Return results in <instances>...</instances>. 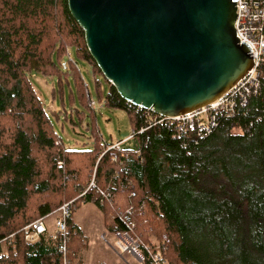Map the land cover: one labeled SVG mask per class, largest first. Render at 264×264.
<instances>
[{"label":"trees","instance_id":"1","mask_svg":"<svg viewBox=\"0 0 264 264\" xmlns=\"http://www.w3.org/2000/svg\"><path fill=\"white\" fill-rule=\"evenodd\" d=\"M35 74L54 79L59 111L46 109ZM261 80L260 94L208 137L171 123L142 131L155 114L105 79L68 0H0V254L14 236L0 264H82L73 218L82 203L98 207L110 233L137 239L145 264L153 254L166 264H264V63ZM99 106L128 112L132 147L102 143ZM52 114L86 124L95 147L67 146ZM67 203L66 252L50 231L25 241L27 225Z\"/></svg>","mask_w":264,"mask_h":264},{"label":"water","instance_id":"2","mask_svg":"<svg viewBox=\"0 0 264 264\" xmlns=\"http://www.w3.org/2000/svg\"><path fill=\"white\" fill-rule=\"evenodd\" d=\"M87 47L121 98L176 118L207 107L254 66L234 0H68Z\"/></svg>","mask_w":264,"mask_h":264},{"label":"built area","instance_id":"3","mask_svg":"<svg viewBox=\"0 0 264 264\" xmlns=\"http://www.w3.org/2000/svg\"><path fill=\"white\" fill-rule=\"evenodd\" d=\"M237 6V20L235 23L237 37L241 44L250 47L251 56L254 61L253 68L249 73L230 89L223 97L211 105L186 115L168 118L156 115L152 118L149 126L142 131L150 129L158 124L171 123L175 125L180 135L194 132L197 137L205 138L210 136L218 127L220 119H231L239 114V111L246 107L252 96H258L262 88L261 66L264 63V0H234ZM129 104V103H128ZM133 106L132 104H130ZM148 112H152L147 110ZM153 113V112H152ZM122 142L112 146L113 149H120ZM110 148V149H111ZM57 213L55 230L52 232L55 239L60 240L61 251H67L68 237L67 222L72 217V206L70 203L62 206ZM53 215V214H52ZM46 216L28 225L24 229L25 241L29 244L36 243L40 237L50 231ZM116 248L122 254L134 256L141 264H145V257L141 252L140 242L130 234H114ZM14 236L4 239L1 244L13 240ZM152 253V252H151ZM6 251L0 254L4 257ZM150 264H166L159 254H153Z\"/></svg>","mask_w":264,"mask_h":264},{"label":"rangeland","instance_id":"4","mask_svg":"<svg viewBox=\"0 0 264 264\" xmlns=\"http://www.w3.org/2000/svg\"><path fill=\"white\" fill-rule=\"evenodd\" d=\"M33 85L46 109L49 112L59 111L61 106L60 99L53 96L54 79L35 74ZM105 87L108 91L109 88L106 85ZM52 118L55 129L67 146L77 149H92L95 147V138L92 132L87 129L86 124L73 125L67 122L64 117H61V120L58 121L53 114ZM96 125L102 143L114 146L122 142L125 147L134 145V141L128 142L133 135V126L127 111H111L99 106ZM57 211L47 219L50 232L55 230V220L59 215ZM73 218L82 230L85 240L83 247L76 250L77 262L82 264H140L134 257L127 255L120 257L115 253L117 239L109 233L105 226L103 214L96 205L92 203L78 205L74 211ZM9 242L10 240L2 245L5 251L10 245ZM119 254L123 255L120 251Z\"/></svg>","mask_w":264,"mask_h":264},{"label":"crops","instance_id":"5","mask_svg":"<svg viewBox=\"0 0 264 264\" xmlns=\"http://www.w3.org/2000/svg\"><path fill=\"white\" fill-rule=\"evenodd\" d=\"M110 233V232H109ZM111 235H113L114 236V234L113 233H110ZM115 237V236H114ZM114 250V249H113ZM115 251V253H117V255H119L120 257H123L124 255H127V256H131V257H134V256H132V255H128V254H123V255H120L119 254V251L117 250V248H116V250H114ZM135 258V257H134ZM137 260V259H136ZM139 262V261H138ZM140 263V262H139ZM141 264V263H140Z\"/></svg>","mask_w":264,"mask_h":264}]
</instances>
